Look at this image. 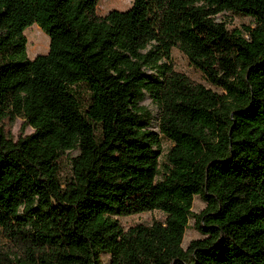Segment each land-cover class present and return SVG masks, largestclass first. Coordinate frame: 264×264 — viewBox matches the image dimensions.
I'll return each instance as SVG.
<instances>
[{"label": "trees", "instance_id": "trees-1", "mask_svg": "<svg viewBox=\"0 0 264 264\" xmlns=\"http://www.w3.org/2000/svg\"><path fill=\"white\" fill-rule=\"evenodd\" d=\"M99 2L0 0V264H264V0ZM32 25L49 48L28 60ZM16 119L33 133L14 139ZM190 220L203 238L183 250Z\"/></svg>", "mask_w": 264, "mask_h": 264}, {"label": "rangeland", "instance_id": "rangeland-1", "mask_svg": "<svg viewBox=\"0 0 264 264\" xmlns=\"http://www.w3.org/2000/svg\"><path fill=\"white\" fill-rule=\"evenodd\" d=\"M132 2L133 0H100L96 8V15L98 17H104L112 11L125 12L131 7ZM216 22L223 23L230 32L234 30L243 31L244 28L255 27L253 19L236 13H223L221 15H218L216 17ZM23 35L27 41L26 55L28 60H33L37 56H43L47 54L49 48V39L43 32H41V30L36 25H32L31 27L27 28L23 32ZM40 36L43 39L42 41L40 40ZM171 62L174 69L178 73H181L188 77L194 84L202 85L206 88H211L205 82L202 74L193 70L186 58L179 51L172 50ZM141 106L146 108L151 113L152 122L150 129L153 131H157V120L159 115L157 108L151 103L148 97L145 98ZM6 130L9 131L12 137L16 140L20 137L24 138L33 133V130L31 128L23 126V121L20 119H16L11 126H7ZM161 147L162 154L160 160L162 161L165 153L170 147V143L162 140ZM75 155L76 154H74L73 157ZM59 163L61 176H67L70 173L69 155L68 157H63ZM204 208L205 203L198 197L194 198L192 212L194 214H199ZM163 220L164 216L159 212L142 213L118 219L120 225L124 229H128L134 225L148 226L151 225L154 221ZM202 238L203 236L194 228V222L190 220L181 247L183 248V250H186L190 242L194 240H200ZM102 263L109 264V257L103 256Z\"/></svg>", "mask_w": 264, "mask_h": 264}, {"label": "bare ground", "instance_id": "bare-ground-1", "mask_svg": "<svg viewBox=\"0 0 264 264\" xmlns=\"http://www.w3.org/2000/svg\"><path fill=\"white\" fill-rule=\"evenodd\" d=\"M40 40L42 41L43 39L41 38V36H40ZM41 47H42V45H41Z\"/></svg>", "mask_w": 264, "mask_h": 264}]
</instances>
